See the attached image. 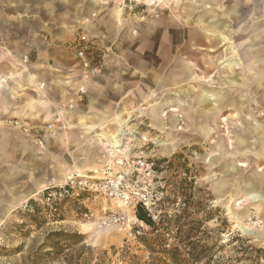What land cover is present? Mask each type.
I'll return each instance as SVG.
<instances>
[{
  "label": "rangeland",
  "instance_id": "rangeland-1",
  "mask_svg": "<svg viewBox=\"0 0 264 264\" xmlns=\"http://www.w3.org/2000/svg\"><path fill=\"white\" fill-rule=\"evenodd\" d=\"M81 1L87 9L99 14V18L93 20L96 29L91 31L97 36L96 40L89 38L96 49L95 59L98 55L102 57L113 83L126 76L122 72H134L131 78H126L138 86L143 97L126 110L139 111L135 116H140L139 133L154 144L150 142L142 147L138 155L153 161L154 166L148 177L147 171L142 170L139 182L135 185L134 179L132 186L135 190L148 187L151 198L148 209L153 219L157 221L159 215L182 213L186 202L192 199L199 218L211 213L213 220L204 226L213 233L219 230L221 243L239 235L264 248L261 236L264 213L260 216L253 214L254 211L250 213L252 210L245 206L246 201L255 203L264 197L253 194L258 198L254 201L245 193L242 199L231 200L226 193L229 187L225 195L214 193L209 179L215 176L214 172H222L228 155H237L232 141L237 121L234 114L249 110L264 129V86L255 88L254 82L259 71L264 69V0H217L206 4H198V0H169L168 6L160 9L137 7L129 11L123 15L122 26H118L119 17L114 11L98 12L94 4ZM207 11L214 13H205ZM204 13V22L215 17L214 20L224 24L220 30L232 39L239 55L231 59L237 67L233 74L218 73L222 70L221 64L224 68L232 67L229 60L219 64L228 55L226 43L206 41L201 29L198 31L197 19L201 20ZM244 22L247 29H244ZM84 32L87 33L82 30L80 34ZM229 76L232 78L228 79ZM232 79L235 84L229 85ZM242 82L245 85H241ZM202 85L234 99L235 105L223 108L216 123L205 122L213 131L198 136L195 114L197 93L202 91ZM159 102L164 103L167 112L164 127H161L163 124L150 125L144 115L145 109L151 110L150 105ZM188 115L191 119H187ZM152 117H158L155 111ZM131 124H137L135 119L129 122ZM165 142L170 145L164 149ZM258 164L260 162L253 159L251 166L256 168ZM88 171L90 169L83 174ZM47 187L45 185V189L32 198L15 205L8 217L0 218V255L10 263L165 264L149 255L140 243V237L148 230L135 219L136 201L125 207L121 201L92 191L83 192L81 198L80 195L61 199L55 196L46 201V194L51 191H46ZM35 210H39V220L32 216ZM110 215H124L126 220L117 224L109 220ZM242 227L261 237L249 234ZM55 232L79 238L59 237L57 246L50 248L47 237Z\"/></svg>",
  "mask_w": 264,
  "mask_h": 264
},
{
  "label": "crops",
  "instance_id": "crops-1",
  "mask_svg": "<svg viewBox=\"0 0 264 264\" xmlns=\"http://www.w3.org/2000/svg\"><path fill=\"white\" fill-rule=\"evenodd\" d=\"M85 1L98 7L95 0ZM208 1L215 3L217 0H198L197 3ZM94 12L79 0H0V76L6 77L0 84V218L8 217L15 205L32 198L48 183L63 179L75 170L85 172L96 166V160L104 153L103 140L119 128L126 109L139 99L143 100L138 86L126 78H131L134 72H122L126 76L113 83L100 55L97 57L100 75L87 85L86 95H77L81 69L73 43L82 30L96 40V35L91 34L96 29L95 19L87 26L82 24L83 19ZM205 13L201 20L197 19L198 31L201 29L206 41L226 43L228 55L219 64L229 60L232 67L224 68L221 64L222 70L218 73L233 74L237 67L231 59L239 55L232 39L220 30L224 24L214 20V16L213 20L204 22ZM243 25L247 29L245 22ZM24 56L28 57L27 61L23 60ZM254 82L255 88L264 86V69L259 71ZM228 83L233 85L235 81L232 79ZM69 101L75 103V109L66 113L64 121L56 123L53 131L37 138L34 130L44 123L54 122L55 111ZM196 105L195 123L200 136L208 130L213 131L205 122L216 123L223 108H232L235 100L202 85ZM150 107L151 110L144 111L145 119L150 125L163 124L161 127H164L167 115L164 103ZM154 111L156 119L152 117ZM235 116L232 141L237 155H228L222 172H214L215 176L209 178L213 192L225 195L229 187L226 193L231 200L242 199L249 192L264 197L263 126L255 121L249 110L239 111ZM11 120L23 122L29 131L14 128L8 124ZM139 120L140 116L135 118L137 124H132V128H138ZM39 139H42L41 145ZM169 145L165 142L163 148ZM253 159L260 162L256 168L251 166ZM245 206L252 210L250 213L254 211L253 214L259 216L264 213V200L246 201Z\"/></svg>",
  "mask_w": 264,
  "mask_h": 264
},
{
  "label": "built area",
  "instance_id": "built-area-1",
  "mask_svg": "<svg viewBox=\"0 0 264 264\" xmlns=\"http://www.w3.org/2000/svg\"><path fill=\"white\" fill-rule=\"evenodd\" d=\"M98 5V12L107 9L114 11L119 17L118 26L123 25V15L130 13L133 9L140 7L148 10L160 9L168 5L169 0H95ZM128 11V12H127ZM99 16L92 13L89 17L83 19V26L89 25L92 19ZM75 57L79 61L81 73L80 84L77 87V95L82 97L87 94V85L100 75L101 69L94 57L95 46L89 39L87 33L79 34L73 43ZM28 57L24 56L23 60L27 61ZM6 81V77L0 76V84ZM75 109V103L61 105L54 115V122L44 123L35 129L37 138L45 135L55 129L56 123L64 121L66 113ZM137 110L127 112L122 119L119 128L113 132L108 138L103 140L104 155L96 160V166L90 169L88 173L83 174L79 170L69 173L63 179L48 183L46 201L57 196L59 199L68 196H79L83 192H94L98 195H105L114 201H121L125 207L136 201L137 204L144 206L148 211L151 198L148 195L147 188L135 190L133 180L136 184L139 182V176L142 170L147 171L146 176H150L154 166L153 161H147L138 155L142 147L154 144L152 140L139 133L138 128H132V123L137 115ZM128 123V124H126ZM8 124L14 128L28 132L23 122L18 120L8 121ZM40 145L42 139H39ZM150 171V172H149ZM145 177H143L144 179ZM109 220L117 224H123L124 215H110ZM261 223V222H259ZM0 264H12L3 255H0Z\"/></svg>",
  "mask_w": 264,
  "mask_h": 264
},
{
  "label": "trees",
  "instance_id": "trees-1",
  "mask_svg": "<svg viewBox=\"0 0 264 264\" xmlns=\"http://www.w3.org/2000/svg\"><path fill=\"white\" fill-rule=\"evenodd\" d=\"M84 194L81 193L79 198ZM185 205L182 213L159 215L157 221L144 206L136 205L135 219L148 230L144 237H140V243L149 255L165 264H264L263 247L255 246L239 235L221 243L220 231L213 233L204 226L213 220L211 213L199 218L192 199ZM34 212L32 216L39 220V210ZM222 223L226 221L222 220ZM63 236L79 238L61 232L51 233L47 237L48 246L55 248L59 237Z\"/></svg>",
  "mask_w": 264,
  "mask_h": 264
},
{
  "label": "bare ground",
  "instance_id": "bare-ground-1",
  "mask_svg": "<svg viewBox=\"0 0 264 264\" xmlns=\"http://www.w3.org/2000/svg\"><path fill=\"white\" fill-rule=\"evenodd\" d=\"M226 65H227V63H226ZM248 192V191H247ZM246 196L247 197H249V199H251V200H254V201H257L258 200V198L257 197H255L253 194H251L250 192L249 193H247L246 194ZM262 199V198H261ZM263 200V199H262ZM253 224H255V223H253ZM256 225V224H255ZM243 229L242 230H246V228L245 227H242ZM249 234H252V235H255L256 237H261L259 234H257V233H254V232H252V231H249V230H246ZM248 234V235H249Z\"/></svg>",
  "mask_w": 264,
  "mask_h": 264
}]
</instances>
